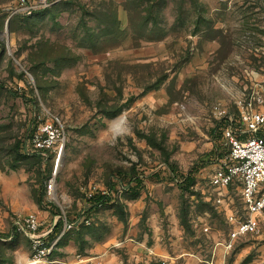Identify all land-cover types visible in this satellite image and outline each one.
<instances>
[{
	"label": "rangeland",
	"instance_id": "rangeland-1",
	"mask_svg": "<svg viewBox=\"0 0 264 264\" xmlns=\"http://www.w3.org/2000/svg\"><path fill=\"white\" fill-rule=\"evenodd\" d=\"M17 1L0 0V264H264V213L229 246L208 184L225 118L264 102V0ZM51 114L58 165L57 147L23 151ZM98 191L111 200L92 206ZM227 200L242 208L236 186ZM28 213L40 231L64 221L44 257L14 228Z\"/></svg>",
	"mask_w": 264,
	"mask_h": 264
},
{
	"label": "built area",
	"instance_id": "built-area-1",
	"mask_svg": "<svg viewBox=\"0 0 264 264\" xmlns=\"http://www.w3.org/2000/svg\"><path fill=\"white\" fill-rule=\"evenodd\" d=\"M57 0H18L13 13L33 14ZM258 102V103H257ZM239 111L228 115L222 131V155L219 166L209 176L208 184L218 207L226 210L230 223L229 246L240 236L258 231L260 216L264 213V102L253 95L238 100ZM65 129L58 115L51 114L32 132L30 141L34 150L44 158L47 152L58 148V157L65 145ZM239 191L242 208L230 207L227 200L230 187ZM49 188L53 187L50 181ZM71 225L66 223L65 227ZM17 232L25 233L32 241L34 256H46L57 243L45 237L52 229L41 230V220L35 213L19 217L14 224Z\"/></svg>",
	"mask_w": 264,
	"mask_h": 264
},
{
	"label": "trees",
	"instance_id": "trees-1",
	"mask_svg": "<svg viewBox=\"0 0 264 264\" xmlns=\"http://www.w3.org/2000/svg\"><path fill=\"white\" fill-rule=\"evenodd\" d=\"M134 98H135V96H132L130 98V100H133ZM34 130H35V128H34ZM31 134L32 133H30V136H31ZM23 151L26 152L27 154L34 155V156H37L41 159H44V157L39 152H37L36 150L26 151L23 148ZM195 172H196L195 170L191 169L187 174L182 175V179H180L181 185L184 186L185 188H190V187L194 186V184L196 182V173ZM145 184H146L145 179L143 177L138 176L133 181L130 182L127 189L130 191L131 194L138 195L141 192L142 188L145 187ZM90 199L92 202V206H97L99 204H107L111 200V198L108 194L102 193L100 191L93 193L90 196ZM63 224H64V221L60 220L59 222H57L55 224V226L51 232H53L55 229H59L60 227L63 226Z\"/></svg>",
	"mask_w": 264,
	"mask_h": 264
},
{
	"label": "crops",
	"instance_id": "crops-1",
	"mask_svg": "<svg viewBox=\"0 0 264 264\" xmlns=\"http://www.w3.org/2000/svg\"><path fill=\"white\" fill-rule=\"evenodd\" d=\"M52 229V228H51Z\"/></svg>",
	"mask_w": 264,
	"mask_h": 264
}]
</instances>
